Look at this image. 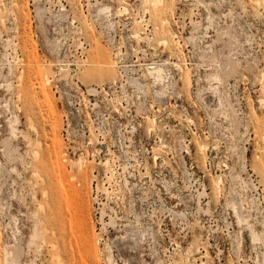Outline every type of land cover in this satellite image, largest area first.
<instances>
[{"label": "rangeland", "instance_id": "rangeland-1", "mask_svg": "<svg viewBox=\"0 0 264 264\" xmlns=\"http://www.w3.org/2000/svg\"><path fill=\"white\" fill-rule=\"evenodd\" d=\"M257 1L0 0V264H264Z\"/></svg>", "mask_w": 264, "mask_h": 264}, {"label": "bare ground", "instance_id": "bare-ground-1", "mask_svg": "<svg viewBox=\"0 0 264 264\" xmlns=\"http://www.w3.org/2000/svg\"><path fill=\"white\" fill-rule=\"evenodd\" d=\"M144 1H145V3H153V4L157 5V4L161 3L163 0H144ZM248 1H249V3H251V5L254 8V10L255 11H258V9H257L258 1L257 0H248ZM108 8L109 7H105L104 9H108ZM14 18H15V16H14ZM163 24H165V25L168 24V21L167 20H164L163 21ZM136 36L141 37L139 33H136ZM147 38L149 39V37H147ZM160 43L163 44V45H165L166 44V41L164 40V41H161ZM3 55L6 56L5 54H3ZM17 61H18V57H14L12 60H9L8 61V66L7 67H10L11 68L14 64L17 63ZM173 63L175 64V66L178 69L180 68L179 63H177V62H173ZM1 68L2 67H0V70H1ZM214 68L215 69H213L212 72L209 74V77H210V79L214 83H216L218 85V84L222 83V74H221V70H220V68L218 66H215ZM148 70L149 71H155V72H157V75L160 76V70L161 69L159 67H157V66H155V67L149 66L148 67ZM262 77L264 78V74H262ZM217 85L215 87H217ZM28 95H29L28 94V90H26V89L23 88L22 91L19 93L18 96L21 97V98L22 97L25 98ZM261 104H264V99H261ZM28 117H30V116H28ZM30 119H31V117H30ZM28 121H30V120H28ZM12 126L10 124L9 131H10V134L12 136H14L15 135L14 129L16 127L15 126L12 127ZM29 126L32 127V128L35 127L34 125H32V123ZM15 130H17V129H15ZM34 130H36V129H34ZM10 140H11V136H8L6 138H3L1 141L5 145V148L3 149L4 154L6 155V157L8 158V160H13L17 156L18 151L16 149H14L13 146L12 147L10 146ZM37 142L40 143L39 140H37ZM34 157L35 158H39L40 157L39 156V153L37 151L34 152ZM50 193L51 192L48 191V188L47 187H44L43 188L42 194L45 197V204H46L45 205V213H44L45 215L44 216H45V222L47 223V225H49V228L43 227V230L45 229L46 231H50L51 235H55V231L54 230L56 228L54 229V228H52V226L57 224V210H56L57 202H56V199L55 198H52L50 196ZM76 194H78L77 191H76ZM40 221H42V220H40ZM251 231H252V238L254 240H257V239H260L261 238L259 232L256 231L254 228ZM43 238L44 237H43V234H42V228H40L39 230H35L33 233H30L29 234V239L25 240V244L24 245L21 244L20 243V240L15 236L16 242L13 245H11L8 249H6V251H5V256H4L5 264H28L27 261L26 260H22V258L26 255V253L29 251V249L33 246L32 244H34L35 246H38V241H40V240L43 241ZM51 244H53V242ZM52 247H53V245H52ZM54 247H55V245H54ZM58 257L59 256L56 257V260H57ZM60 263H61V261H60Z\"/></svg>", "mask_w": 264, "mask_h": 264}]
</instances>
